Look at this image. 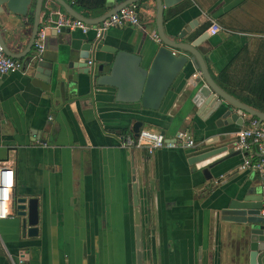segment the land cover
I'll return each instance as SVG.
<instances>
[{"label":"crops","instance_id":"crops-1","mask_svg":"<svg viewBox=\"0 0 264 264\" xmlns=\"http://www.w3.org/2000/svg\"><path fill=\"white\" fill-rule=\"evenodd\" d=\"M101 1L67 3L94 18L106 9ZM100 3V9L88 14L80 7ZM134 4L141 29L123 23L109 27L99 39L102 45L137 54L139 65L147 68L158 46L151 38L156 33L155 1ZM32 9L33 1L22 15L7 21L0 15L1 38L11 53L20 54L27 46ZM54 9L52 0H42L38 28L45 27L41 60L51 65L49 82L33 71L0 75V165L12 170L13 197L36 199L34 235L23 234V217L11 204V216L0 219V264H135L132 184L142 264H248L247 243L236 224L223 220L221 209L235 192L260 188L257 172L239 165L244 152L252 160L260 157L264 165V154L254 146L243 152L233 149L209 169L208 180L188 158L233 144L235 133L252 118L245 113L241 125H216V114L198 117L190 99L202 81L190 62L156 109L141 106L126 64L112 76V84H95L75 62L80 44L94 38L93 31L52 29L46 19ZM192 21L200 31L210 21L220 26L208 35L210 48L202 56L212 81L245 106L242 98L249 90L264 94V0H179L161 9L162 29L170 40L181 42L176 35ZM109 57L97 52L87 68ZM224 69L227 78L220 81L218 73ZM135 121L140 129L169 139L185 129L194 146L151 154L118 147L117 134L131 133Z\"/></svg>","mask_w":264,"mask_h":264},{"label":"water","instance_id":"water-1","mask_svg":"<svg viewBox=\"0 0 264 264\" xmlns=\"http://www.w3.org/2000/svg\"><path fill=\"white\" fill-rule=\"evenodd\" d=\"M33 1L31 31L27 46L20 54H14L5 48L1 34L0 44L3 52L13 58H21L19 70L22 72L33 71L34 77H38L42 81L49 82L51 65L42 60L33 59L28 54L32 46L35 33L39 26V13L42 0H0V15L5 17V21L9 20L11 15H22L26 12L29 4ZM57 8L74 19L80 20L84 24H97L110 14L116 12L120 7L134 3L137 0H123L118 4H114L113 0H104L105 11L94 18L84 17L72 9L67 3L68 0H52ZM156 6L155 26L156 34L160 39V44L156 47L147 68L139 65L140 56L128 53L121 49L109 47L101 44L100 39H88L83 41L77 52L76 63L79 67H83V73L87 74L91 81L95 84H112V76L116 74L118 68L126 64L130 69L133 79L135 92L138 94V101L144 108L156 109L170 83L178 72L187 62L197 67L202 83L198 85L191 96L190 102L196 107L195 114L201 119H205L213 114L217 118L214 123L225 124L235 123L241 125V114H248L250 117L256 118L258 121H264V113L255 111L220 89L210 78L205 67L202 56L209 50L207 41L208 35L205 30L200 31L197 28L199 23L192 21L183 27L176 35L177 39L182 40L176 42L170 40L164 34L161 25V9L169 7L179 0H154ZM2 20L0 18V24ZM197 28V29H196ZM178 49L180 52H173ZM106 52L112 57L98 60L95 65L87 68V61L97 52ZM91 62V61H90ZM43 68L46 69L43 70ZM43 76V77H40ZM197 83H192L194 87ZM141 123L135 121L129 128V131L136 135L140 129ZM234 143L226 147L220 145L213 148H206L199 153L188 158L194 169L200 170L205 180L210 179L209 169L217 162L223 160L226 156L233 154ZM247 154L244 152L243 156ZM135 184H132V201H133V223L135 230L134 247H135V264H142L140 244L138 238V212L135 207ZM230 198L226 206L221 209L223 220L237 225L238 235L247 243L248 264H264V188L253 186ZM26 202V213L24 211ZM11 205L15 214L22 216L21 228L23 234L27 236L36 233V199L13 197ZM263 252L259 257L258 253Z\"/></svg>","mask_w":264,"mask_h":264},{"label":"built area","instance_id":"built-area-1","mask_svg":"<svg viewBox=\"0 0 264 264\" xmlns=\"http://www.w3.org/2000/svg\"><path fill=\"white\" fill-rule=\"evenodd\" d=\"M46 22L49 24V27L56 31L63 27L68 29L78 28L83 33L92 30L95 39H99L109 27L121 25L123 23L129 24L135 29H141L134 3L120 7L116 12L94 25L84 24L66 13H61L58 8L49 11ZM219 30L220 26L215 21H210L205 32L207 35H214ZM44 37L45 27L38 28L32 41V57L35 60H41L44 50ZM151 38L155 43L160 44V39L156 33H152ZM89 64L90 60L87 61V65ZM19 68L20 61L7 56L3 52L0 44V75L18 70ZM197 75L198 74H194V77ZM117 145L127 151L139 149L145 151L147 154H151L160 148H191L194 146V142L189 132L185 129L178 130L170 139L165 138L164 135L158 131L139 129L136 135L129 132L118 133ZM251 146L255 147L257 153L261 155L264 154V121H258L256 118H252L245 128H241L235 133L233 149L238 152H243ZM239 168L256 171L259 186L260 188H264V165L260 157L256 160H252L248 155L243 156ZM12 188V170L4 165H0V219L11 216L10 204L12 199ZM18 264L24 263L20 261Z\"/></svg>","mask_w":264,"mask_h":264},{"label":"trees","instance_id":"trees-1","mask_svg":"<svg viewBox=\"0 0 264 264\" xmlns=\"http://www.w3.org/2000/svg\"><path fill=\"white\" fill-rule=\"evenodd\" d=\"M104 4V0L101 1ZM102 3L100 4H95V5H82L80 7L83 8V10H86L85 13H90L92 11L98 10L101 8L100 5H103ZM104 6V5H103ZM99 13L103 12L102 10L98 11ZM28 21L31 22L32 21V11L30 10L29 15H28ZM218 78L219 80H226L227 76H226V69L220 71L218 73ZM261 92L264 91V88L260 89ZM250 95H246V97L242 98V101L251 109L258 111V112H263L264 113V94H259L257 93L258 89H251L249 90ZM254 94V95H252ZM254 118V117H251Z\"/></svg>","mask_w":264,"mask_h":264}]
</instances>
